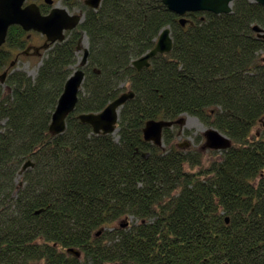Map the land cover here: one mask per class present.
I'll return each instance as SVG.
<instances>
[{
  "label": "trees",
  "instance_id": "1",
  "mask_svg": "<svg viewBox=\"0 0 264 264\" xmlns=\"http://www.w3.org/2000/svg\"><path fill=\"white\" fill-rule=\"evenodd\" d=\"M62 2L71 9L79 0ZM82 10L83 23L35 77L9 69L29 33L13 26L0 47V74L9 69L0 84V264H264V137L253 132L264 129V39L252 30L264 28V6L236 0L230 14H186L185 27L162 0H101ZM164 28L171 52L133 68ZM82 33L83 89L64 133L53 135ZM126 91L134 98L120 110L117 140L77 119ZM184 115L231 147L209 150L202 167L203 151L174 146L170 128L163 147L144 141L147 121ZM123 218L131 222L107 229Z\"/></svg>",
  "mask_w": 264,
  "mask_h": 264
},
{
  "label": "water",
  "instance_id": "2",
  "mask_svg": "<svg viewBox=\"0 0 264 264\" xmlns=\"http://www.w3.org/2000/svg\"><path fill=\"white\" fill-rule=\"evenodd\" d=\"M51 1V0H49ZM236 0H163V4L168 10L180 16V24L185 26L188 22L185 17L188 13L210 12L216 15L230 14L232 5ZM254 3L264 5V0H250ZM27 0H0V46L5 43L8 29L13 25L20 26L24 31L40 33L44 35L49 43H55L64 39V31L72 30L81 22L79 16H71L62 7L53 8L49 14L43 15L39 7L30 3L24 5ZM101 0H85V4L91 8L97 9ZM253 31L257 33L258 38L264 39V29L255 25ZM173 40L169 28H164L157 37L155 46L145 53L139 59L134 60L131 66L136 70L150 66V60L158 54H168L171 52ZM33 49L35 54H38L36 47L28 48L24 54H28L29 50ZM88 51H84L81 65L87 62ZM13 66V63L11 64ZM5 71L1 76V82L6 76ZM84 79V72L77 70L71 75L64 84L61 96L58 99L56 108L51 117L49 131L53 135H59L65 131L66 119L71 114L78 100V91ZM134 98L132 91L124 92L117 98L111 101L102 111L98 113H83L78 116V119L89 125L95 135H108L117 130L119 121V113L126 102ZM184 118L178 120H149L145 123L142 129L143 139L146 142H151L158 147L163 146L162 132L166 128H171L174 125H181ZM205 143L203 150L210 149L214 151H222L231 147L230 139L219 132L215 128L206 129L204 132ZM181 147V145H180ZM31 162H26L23 165V170L31 167ZM228 223V218H226ZM67 253L80 257L81 253L74 249H67Z\"/></svg>",
  "mask_w": 264,
  "mask_h": 264
},
{
  "label": "rangeland",
  "instance_id": "3",
  "mask_svg": "<svg viewBox=\"0 0 264 264\" xmlns=\"http://www.w3.org/2000/svg\"><path fill=\"white\" fill-rule=\"evenodd\" d=\"M82 1V0H81ZM55 2L57 4H59L60 6L63 7V3L61 0L57 1L55 0ZM31 42L33 44H39L40 42L38 41V38H34L33 40L31 39ZM87 45V41L86 38L82 39V43H81V50L77 53V61H79L82 57V51L84 48H86ZM42 57V55H41ZM41 57H37V56H33V54L29 55V56H20L18 57V61L14 64L13 68L15 70H21V71H25L29 76L31 77H35L36 73H37V69L40 65V59ZM15 58V57H14ZM260 59H264V51H262L260 53ZM13 60L10 59L9 62H11ZM4 81V80H3ZM3 85V84H1ZM4 87V85L2 86ZM184 124H182L181 127L175 126L172 128V131L176 132V136L174 137V139L172 140V144L174 146H179L180 149H184V148H190V149H202L205 140L203 137V134L206 130V128H209L205 125H203L197 118L190 116V115H184ZM185 131H190L191 135H185ZM253 132L257 134V136H263L264 137V129L261 126H257L253 129ZM201 136L202 137V141L199 145L196 144L195 142V136ZM115 136V135H114ZM181 145V147H180ZM203 151V155H202V167H205L208 165V163L210 162V160L213 159L211 153L209 150H202ZM215 158H217L215 156ZM185 170H189L188 165H185ZM197 168L194 169V171H196ZM131 220H127V219H120L117 220L115 222H113L111 225H109L107 227V229H114V228H120L121 224L124 223H130Z\"/></svg>",
  "mask_w": 264,
  "mask_h": 264
},
{
  "label": "bare ground",
  "instance_id": "4",
  "mask_svg": "<svg viewBox=\"0 0 264 264\" xmlns=\"http://www.w3.org/2000/svg\"><path fill=\"white\" fill-rule=\"evenodd\" d=\"M47 4H49L50 5V3H49V0H44ZM62 1V0H61ZM249 2H251V3H254V2H252V1H250V0H248ZM63 3V2H62ZM162 3H163V0H162ZM258 4V3H257ZM164 5V4H163ZM72 8L71 9H69L66 5H64L63 4V8L69 13V15H71V16H79L80 18H81V22H80V24L78 25V26H76L75 28H73L72 30H66V31H64V39L62 40V41H58V42H55V43H49V42H47V39H46V37L44 36V35H42V34H40V33H37L38 35V41L40 42L39 44H38V46L36 47L37 49H38V53L39 54H41L42 56H43V58H46L47 57V54L51 51V49L55 46V45H57V44H59V43H62V42H64L67 38H68V34L69 33H71V32H73V31H76V30H78V28H79V26L83 23V21H84V13H83V7H86V8H89V9H93V10H95L94 8H91V7H89V6H87L86 4H85V1H81V0H79V3H73L72 5ZM165 6V5H164ZM264 6V5H263ZM39 7V6H38ZM166 7V6H165ZM50 13V12H49ZM49 13H47V14H49ZM46 14V15H47ZM177 17H178V22H179V20H180V16H178L177 15ZM185 17H186V15H185ZM179 24H180V22H179ZM181 25V24H180ZM187 25V23L185 24V26ZM13 26H18V25H13ZM13 26H11V27H13ZM182 26V25H181ZM185 26H182V27H185ZM10 27V28H11ZM18 27H20V26H18ZM9 28V29H10ZM8 29V30H9ZM163 29H161L160 30V32L162 31ZM160 32H159V34H160ZM158 34V35H159ZM83 38H86V41H87V45H86V48H84L83 49V51H82V57H81V59L79 60V61H77V53L81 50V43H82V39ZM157 41V40H156ZM156 43V42H155ZM5 44V43H4ZM3 44V45H4ZM2 45V46H3ZM2 46H0V47H2ZM89 44H88V38H87V36H86V34H84V33H82V35H81V38H79L78 39V41H77V43H76V61H75V65H73L72 67H71V69H72V71H71V75H73L74 74V72L75 71H77V70H82L83 72H84V68L88 65V57H89ZM85 50H87L88 51V57H87V62H86V64L85 65H81V60H82V58H83V55H84V51ZM18 53H22V51H18ZM133 67V66H132ZM39 68V67H38ZM38 70V69H37ZM70 75V76H71ZM84 81H85V72H84V79H83V82H82V84H81V86L79 87V91H78V96H79V94L81 93V91H82V89H83V84H84ZM76 105H77V103H76ZM76 105H75V109H76ZM75 109H74V111H75ZM74 111L72 112V113H74ZM71 113V114H72ZM79 115H81V114H79ZM78 115V116H79ZM78 116H77V119H78ZM79 120V119H78ZM80 121V120H79ZM81 122V121H80ZM82 123V122H81ZM84 124V123H83ZM87 125V124H86ZM92 133H93V131H92ZM116 133H117V131H115L114 133H111V134H108V135H112V136H114L115 137V139L117 140V138H116ZM94 134V133H93ZM205 150H210V149H205ZM213 151V150H212ZM27 162H29V161H27ZM29 168V167H28Z\"/></svg>",
  "mask_w": 264,
  "mask_h": 264
},
{
  "label": "flooded vegetation",
  "instance_id": "5",
  "mask_svg": "<svg viewBox=\"0 0 264 264\" xmlns=\"http://www.w3.org/2000/svg\"><path fill=\"white\" fill-rule=\"evenodd\" d=\"M57 1H59V0H57ZM83 1V0H82ZM30 3H34V4H36L37 6H39V9H40V12H41V14H43V15H46L47 13H49L53 8H55V7H57V6H59V7H62V6H60L59 4H57L56 2H55V0H51V1H49V3H50V5L49 4H47L44 0H27V2H25V4L24 5H27V4H30ZM63 8V7H62ZM188 20V19H187ZM188 23V22H187ZM27 33H29V36L28 37H30L32 40L36 37V38H38V34L37 33H35V32H33V31H30V32H27ZM32 43V42H31ZM32 46H38V44H31V46L30 47H32ZM24 53V51L22 52V53H18L17 55H16V57L13 59V62H14V64L18 61V57H20V56H29V55H25V54H23ZM41 54H37V56H40ZM183 124H184V122H183ZM175 126H177V125H175ZM175 126H173V127H175ZM182 125H178V127H181Z\"/></svg>",
  "mask_w": 264,
  "mask_h": 264
}]
</instances>
